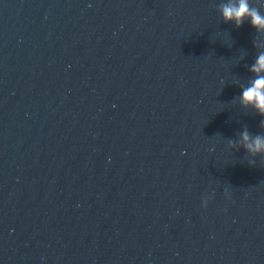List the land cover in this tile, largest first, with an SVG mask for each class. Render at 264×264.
<instances>
[{"label":"water","instance_id":"1","mask_svg":"<svg viewBox=\"0 0 264 264\" xmlns=\"http://www.w3.org/2000/svg\"><path fill=\"white\" fill-rule=\"evenodd\" d=\"M238 2L0 0V264H264Z\"/></svg>","mask_w":264,"mask_h":264},{"label":"clouds","instance_id":"2","mask_svg":"<svg viewBox=\"0 0 264 264\" xmlns=\"http://www.w3.org/2000/svg\"><path fill=\"white\" fill-rule=\"evenodd\" d=\"M226 22H235L237 27L243 25L245 19H250L252 26L258 31H264V15L250 6L249 0H239L237 3L224 4L221 7ZM256 78L250 86L243 89L241 102L255 108L264 116V53L260 54L252 67ZM245 148L253 154L264 153V136L251 137L247 131L242 133Z\"/></svg>","mask_w":264,"mask_h":264}]
</instances>
